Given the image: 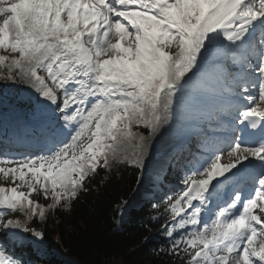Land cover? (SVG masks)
Instances as JSON below:
<instances>
[{"label": "snow or ice", "instance_id": "obj_1", "mask_svg": "<svg viewBox=\"0 0 264 264\" xmlns=\"http://www.w3.org/2000/svg\"><path fill=\"white\" fill-rule=\"evenodd\" d=\"M0 81L28 86L39 122L0 140V264L47 256L37 221L101 170L140 185L165 132L198 154L173 188L153 167L158 254L264 264V0H0Z\"/></svg>", "mask_w": 264, "mask_h": 264}, {"label": "trees", "instance_id": "obj_2", "mask_svg": "<svg viewBox=\"0 0 264 264\" xmlns=\"http://www.w3.org/2000/svg\"><path fill=\"white\" fill-rule=\"evenodd\" d=\"M135 178L136 170L128 166L112 174L101 170L92 189L81 194L70 211L57 210L46 224L37 221L46 230L48 246L56 244L75 264H170L168 257L158 254L162 242L152 240L160 235L159 224L150 223L154 214L138 210L128 223L115 228L116 208L127 201ZM48 263L63 264L55 259Z\"/></svg>", "mask_w": 264, "mask_h": 264}, {"label": "rangeland", "instance_id": "obj_3", "mask_svg": "<svg viewBox=\"0 0 264 264\" xmlns=\"http://www.w3.org/2000/svg\"><path fill=\"white\" fill-rule=\"evenodd\" d=\"M9 88H10V87H8V89H9ZM26 88H27V87H26ZM6 90H7V84H6V88L4 89V93L6 92ZM10 90H11V91H10ZM10 90H8V94H6V98H7V100L4 101L3 104L8 103L9 100L12 99V97H13V96L15 95V93H16L17 88H16V87H15V88H11ZM28 91H29V90H26V89H25L24 92H28ZM20 97H21V96H20ZM3 100H4V97H3V96H0V101L2 102ZM17 100H18V101H16V104H19V103H21V101H23L24 99L21 98V100H20L19 98H17ZM133 130L135 131L136 129L134 128ZM140 131H144V129L141 128ZM145 135H147L146 132H145ZM165 138H166V135H163V136L161 137V139L158 140L157 144H158L159 142L163 141ZM155 141H156V140H155ZM154 147H155V145H154ZM153 149H154V148H153ZM158 149H162V148L159 147ZM164 152H165V151H164ZM164 152L161 151V154H165ZM161 161H162V159L159 157V154H157L155 158L153 157V160L149 163V165H151V166L154 167V165L156 164V162H161ZM224 162H225V161H224ZM226 162H227V161H226ZM226 162H225V163H226ZM145 175H147V171H146V170H145ZM146 201H147V199L145 198V193H143L142 196H141V200H140V202H139V201H135L134 204H135L136 206H128V208L139 207V206H141V205H142L144 202H146ZM129 204H131L130 201H129ZM121 218H122V217L119 218V220L117 221V224L120 222V219H121ZM54 253L57 254V255H61L57 250H55ZM114 264H120V263H119V262H114Z\"/></svg>", "mask_w": 264, "mask_h": 264}, {"label": "bare ground", "instance_id": "obj_4", "mask_svg": "<svg viewBox=\"0 0 264 264\" xmlns=\"http://www.w3.org/2000/svg\"><path fill=\"white\" fill-rule=\"evenodd\" d=\"M26 90H29L28 86H27ZM10 91H11V90H10ZM27 93H29V92H24L23 94H24L25 96H24V97H18V98H19L20 100H21V98H23L24 100L27 99V98H28ZM17 101H18V100H17ZM174 140H175V139L171 138V133L168 132L167 135H166V138H165L163 141L159 142L157 145H155L153 151H156L159 147L162 148V149L166 148V147L169 145V143L173 142ZM165 141H167V144H165ZM163 151H165V150H163ZM224 161L226 162L227 159L222 158L221 163H225ZM227 162H228V161H227ZM227 162H226V163H227ZM130 203H131V200H130Z\"/></svg>", "mask_w": 264, "mask_h": 264}]
</instances>
